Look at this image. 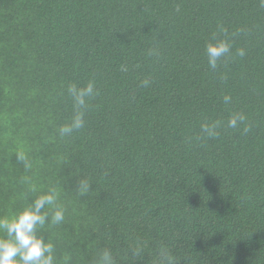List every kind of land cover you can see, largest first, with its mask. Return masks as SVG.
I'll list each match as a JSON object with an SVG mask.
<instances>
[{"label":"trees","instance_id":"trees-1","mask_svg":"<svg viewBox=\"0 0 264 264\" xmlns=\"http://www.w3.org/2000/svg\"><path fill=\"white\" fill-rule=\"evenodd\" d=\"M221 39L212 69L205 45ZM88 82L84 126L61 137L67 89ZM51 190L65 219L37 234L55 264L105 249L115 264H161V249L176 264H264L261 0H0V216Z\"/></svg>","mask_w":264,"mask_h":264},{"label":"clouds","instance_id":"clouds-1","mask_svg":"<svg viewBox=\"0 0 264 264\" xmlns=\"http://www.w3.org/2000/svg\"><path fill=\"white\" fill-rule=\"evenodd\" d=\"M264 6V0H261ZM230 44L227 40H215L208 42L205 45L204 54L210 68L215 69L221 57H224L230 52ZM237 54L243 56L244 50L238 49ZM122 70H125L122 68ZM145 86L147 81L142 82ZM68 93L73 99L76 112L71 122L62 125L59 128L61 137L71 135L74 131H78L84 126V112L86 107V98L97 94L94 91V84L88 82L83 88H78L75 85H69ZM229 97H225L227 102ZM245 116L242 114H233L227 121V126L236 129L245 121ZM218 122L204 123L201 125L202 131L209 137L215 138L218 132L215 131ZM244 132H248L249 127H244ZM18 159L25 160L24 155H18ZM28 165H26L27 167ZM89 183L81 181L78 191L81 195L87 194ZM33 191L35 189L33 188ZM57 192L51 190L40 194L33 199L29 206L18 212L14 217L9 218L0 216V264H55V246L51 242H45V239L38 235V231L43 228L46 223L60 224L65 219V210L56 205ZM46 208H54L51 217ZM161 264H176L175 258L171 256L167 250L160 251ZM68 258H65L67 264ZM95 264H115L111 251L102 250L95 261Z\"/></svg>","mask_w":264,"mask_h":264}]
</instances>
